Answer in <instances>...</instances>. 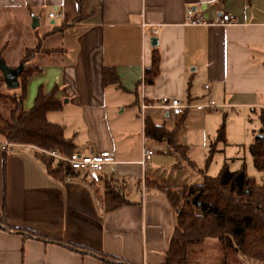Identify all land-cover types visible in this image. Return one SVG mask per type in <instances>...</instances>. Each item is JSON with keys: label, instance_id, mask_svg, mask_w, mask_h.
<instances>
[{"label": "crops", "instance_id": "obj_1", "mask_svg": "<svg viewBox=\"0 0 264 264\" xmlns=\"http://www.w3.org/2000/svg\"><path fill=\"white\" fill-rule=\"evenodd\" d=\"M186 8L208 25L184 26ZM13 12L36 26L44 22V37L57 35L54 48L42 46L43 37L26 49L32 50L27 60L37 61L24 65L37 71L25 79V97L33 102L38 88L53 92L59 108L47 111L45 120L62 128L73 151H105L113 163L102 168L101 183L94 185L77 173L49 175L42 152L31 145L0 150V264H101L26 233L128 264H165L175 212L163 190L196 185L183 173V163L194 167L185 155L182 125L190 115L211 110L191 107L170 118L145 108L140 118L139 100L211 101L216 109L247 110L257 119L251 143L259 117L264 120V0H0V18ZM223 13L234 24H209ZM153 48L157 74L147 85L142 73ZM49 54H56L54 60L39 59ZM104 69L113 71L115 84L103 83ZM145 118L171 133L173 145L145 136ZM141 146L151 150L142 165ZM172 146L181 148L174 152ZM104 182L121 200L109 211Z\"/></svg>", "mask_w": 264, "mask_h": 264}, {"label": "trees", "instance_id": "obj_2", "mask_svg": "<svg viewBox=\"0 0 264 264\" xmlns=\"http://www.w3.org/2000/svg\"><path fill=\"white\" fill-rule=\"evenodd\" d=\"M31 52L32 50H26L25 57L20 60L23 67L17 76L16 89L9 94L0 95L10 105L6 120L0 121V137L7 143L31 145L41 152L54 151L59 155H67L73 151L72 143L63 139L60 126L45 120L47 111H55L59 108V102L53 97V92L43 94L38 88L32 106L26 111L21 109L25 79L32 72L37 71V68L24 65ZM157 64L158 54L153 48L150 65L142 73L144 84H151L157 74ZM102 79L103 83H116L111 69L103 70ZM0 83H2L1 76ZM258 120L260 127L248 145L252 166L260 174L258 184L246 177L242 167L228 171L225 164H222L215 177H207L199 171L200 183L183 186L181 197L169 189L163 190L175 212V223L164 259L165 264H188L187 248L205 239L214 240L218 244L222 257L221 264L224 263L223 259L227 253L238 254L264 264V120L262 117ZM143 132L145 136L155 140L163 139L168 145H173L172 134L159 126L152 125L146 118L143 119ZM215 141H223L222 124L215 131ZM180 148L172 146L174 152ZM40 160L51 176L62 178L73 174L65 167L52 166V158L43 153L40 154ZM103 202L105 211L121 204L118 192L107 182L103 183ZM26 234L41 241L62 245L79 254L91 255L101 264H128L65 242ZM109 261L113 262L109 263Z\"/></svg>", "mask_w": 264, "mask_h": 264}, {"label": "rangeland", "instance_id": "obj_3", "mask_svg": "<svg viewBox=\"0 0 264 264\" xmlns=\"http://www.w3.org/2000/svg\"><path fill=\"white\" fill-rule=\"evenodd\" d=\"M32 18L13 12L1 14L0 18V58L6 66L15 67L17 59L25 57L26 49H32L42 40L44 22L31 28ZM42 46L54 48L57 44V35H49L43 38ZM56 54H49L39 59L54 60ZM37 60H27L25 64L32 65ZM15 63V64H14ZM16 89V88H15ZM6 89L0 83V95L9 94L12 90ZM32 105L31 96L25 93L21 101V109L28 110ZM10 105L0 97V121L6 120ZM199 117V118H198ZM222 124L223 141H215L214 130ZM257 125V119L247 110L229 111L215 109V111H201L190 115L183 123V144L187 147L186 158L193 164L190 170L183 163V173L186 174L189 184H197L201 181L199 171L207 177H215L223 163L229 171L243 168L246 177L254 183L260 182V174L252 166L248 154V145L251 140V130ZM169 127V125H167ZM212 149V150H211ZM210 152V153H209ZM208 158V159H207ZM80 175V174H79ZM182 196L181 189L176 192ZM181 199L179 200V202ZM178 205V204H177ZM174 208V207H173ZM176 208V207H175ZM223 264H260L259 262L227 253ZM188 264H221L222 257L218 244L211 239H205L197 245L187 248Z\"/></svg>", "mask_w": 264, "mask_h": 264}, {"label": "built area", "instance_id": "obj_4", "mask_svg": "<svg viewBox=\"0 0 264 264\" xmlns=\"http://www.w3.org/2000/svg\"><path fill=\"white\" fill-rule=\"evenodd\" d=\"M49 18H60V13H48ZM208 25L205 23L199 15L195 14L190 8H186L183 13V25L184 26H203ZM209 24H214L218 26L226 24H234V19L229 14H219L214 22ZM198 108V109H208L215 111L217 108L211 101L207 104H186L181 103L175 98L161 97L153 104H147L143 102L142 98L139 100L138 110L139 116L142 118V110L145 108L158 109L166 114V117L175 118L180 116L182 111L186 108ZM12 146V143H2L0 145V150L7 151ZM45 155L52 158V162L55 166L65 167L69 172L77 173L86 178L89 182L94 185H99L101 183V171L105 165L112 164L113 161L108 152H96L88 155H82L75 151L70 152L67 155H59L54 151L42 152ZM151 155V150L141 146L140 148V160L139 164L142 165L145 160H147Z\"/></svg>", "mask_w": 264, "mask_h": 264}, {"label": "water", "instance_id": "obj_5", "mask_svg": "<svg viewBox=\"0 0 264 264\" xmlns=\"http://www.w3.org/2000/svg\"><path fill=\"white\" fill-rule=\"evenodd\" d=\"M36 26V21L33 19L32 23L30 25L31 28H34ZM152 43H150V46H153L155 44V40H150ZM23 67V63L19 62L15 67L9 68L7 67L3 60L0 58V76L2 78V83L5 86L6 89H15L18 85L17 83V76L21 72ZM166 114L164 113V116Z\"/></svg>", "mask_w": 264, "mask_h": 264}]
</instances>
